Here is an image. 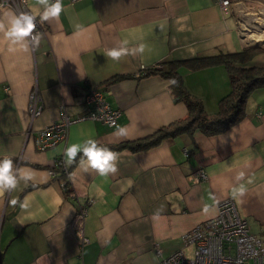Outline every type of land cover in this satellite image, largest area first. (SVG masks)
<instances>
[{"label":"crops","instance_id":"crops-1","mask_svg":"<svg viewBox=\"0 0 264 264\" xmlns=\"http://www.w3.org/2000/svg\"><path fill=\"white\" fill-rule=\"evenodd\" d=\"M62 4L58 19L41 22L43 6L25 0L40 26L36 48L23 51L17 46L10 51L0 33V159L11 158L16 168L32 176L0 194V264H154L178 249L191 255L194 247L184 244L183 234L214 217L217 205L233 198L238 183L247 191L233 198L235 206L249 232L264 239V86L249 93L244 116L223 132H181L143 151L119 147L188 115L171 78L160 72L139 73L167 68L173 61L235 53L262 41L264 34L257 39L252 29L247 28L248 35L241 29L249 26L250 17H262L252 9L264 10V0H231L227 13L216 0H62ZM12 12L18 14L0 4V19ZM121 41H127L130 52L140 45L144 51L112 61L105 53ZM251 64L264 67V52ZM177 70L187 93L207 115L215 114L231 89L227 68L215 64L191 69L180 63ZM88 87L101 90L120 110L117 124L74 122L62 141L38 150L35 135L59 119L61 108L70 118L87 111ZM33 89L42 109L31 119ZM119 128L126 135H117ZM88 138L117 155L118 171L106 177L94 170L84 172L78 167L80 153L77 162L66 167L71 178L62 176L63 150ZM201 167L206 178L195 182L190 175ZM240 173L244 179L238 182ZM12 199L18 200L15 206ZM25 199L29 207L21 209L19 202ZM81 206L86 208L85 243L71 227Z\"/></svg>","mask_w":264,"mask_h":264},{"label":"built area","instance_id":"built-area-1","mask_svg":"<svg viewBox=\"0 0 264 264\" xmlns=\"http://www.w3.org/2000/svg\"><path fill=\"white\" fill-rule=\"evenodd\" d=\"M216 3L223 13H227L231 7V0H216ZM0 4L15 8L18 14L28 12L25 0H0ZM244 28L247 30L246 26H243L242 30ZM37 31H40L38 22ZM144 73L145 71L139 74ZM40 100L37 89H33L29 94L31 119L41 113ZM84 103L87 111L75 118H70L61 108L57 121L38 130L34 137L36 148L45 150L62 141L67 134L68 126L84 119L96 120L109 127L117 124L120 110L112 107L105 100L101 90L88 87L85 91ZM62 171L68 172L66 167ZM49 173L54 175L53 170ZM190 178L198 182L206 178V173L201 167L196 169ZM64 187H66L65 183ZM85 214L86 208L81 206L71 222V227L79 236L81 243L88 240L82 228ZM182 239L185 245L194 247L191 255H186L182 249H178L154 264H264V239L249 232L246 221L240 216L231 197L217 205V213L214 217L197 224L189 232L184 233Z\"/></svg>","mask_w":264,"mask_h":264},{"label":"trees","instance_id":"trees-1","mask_svg":"<svg viewBox=\"0 0 264 264\" xmlns=\"http://www.w3.org/2000/svg\"><path fill=\"white\" fill-rule=\"evenodd\" d=\"M264 48L259 46H246L235 53H220L212 56L195 57L185 61L170 62L167 68H147L145 74L160 72L163 76L175 81L174 89L182 96L188 108V115L172 125L159 128L152 135L135 141L125 142L119 147L129 148L133 151H143L157 146L161 141L173 137L181 132L192 133L195 130L217 134L223 132L244 116V106L249 93L256 88L264 86V67L251 64L252 58ZM184 63L188 68L199 69L215 64L224 65L231 80L230 92L221 100L218 111L207 115L201 103L190 96L185 90L177 66ZM68 171H70L67 168ZM63 172V171H61ZM70 173V172H69ZM62 176H68L64 172Z\"/></svg>","mask_w":264,"mask_h":264},{"label":"clouds","instance_id":"clouds-1","mask_svg":"<svg viewBox=\"0 0 264 264\" xmlns=\"http://www.w3.org/2000/svg\"><path fill=\"white\" fill-rule=\"evenodd\" d=\"M37 3L43 6V11L39 14V20L49 21L51 19H58L63 11L62 0H37ZM80 26L77 25V28ZM163 27V25H161ZM0 33L9 42V50L14 51L17 46L23 51H29V48H36L40 44L41 33L37 31V16L30 12H15L7 13L4 18L0 19ZM127 41L108 49L105 55L112 61L120 62L124 57L130 54H136V51L143 53L144 45H140L135 51L130 52L126 47ZM175 83V81H173ZM117 135H126L124 128L117 130ZM80 156L78 167L84 172L94 170L100 176H108L118 171L117 169V155L107 147L100 146L97 140L88 138L83 143H71L63 150L65 167H71L77 162L78 154ZM71 173L69 178H71ZM32 176L23 173L20 169L14 166L13 160L7 156L0 159V194L4 192H11L18 187L21 180L28 182ZM244 179V173H240L236 180L239 182ZM251 183V180L248 181ZM247 189L243 183H238L232 189L233 198L243 197ZM10 203L15 206L18 200L12 199ZM21 209H27L29 203L27 199L19 202ZM203 211L207 213L209 206L205 205Z\"/></svg>","mask_w":264,"mask_h":264},{"label":"rangeland","instance_id":"rangeland-1","mask_svg":"<svg viewBox=\"0 0 264 264\" xmlns=\"http://www.w3.org/2000/svg\"><path fill=\"white\" fill-rule=\"evenodd\" d=\"M252 10H253L252 12H254V14H260L262 17H260V16L257 17V15H254V16L250 17L251 20L248 17H246L248 20H250V24L248 23L249 26L246 25V28L252 29L257 34V36H255V38H257L260 34H264V33H262V32H264V21H262V19H264V10H261V11L254 10V9H252ZM245 13L246 12H244V13L242 12V17L243 18H245ZM248 30L249 29L245 30V28H244V30L241 29V31L245 35H248L247 33H250ZM257 39H259V38H257ZM253 45L254 46H259L261 48H264V40H262V41H256V43L253 44Z\"/></svg>","mask_w":264,"mask_h":264},{"label":"bare ground","instance_id":"bare-ground-1","mask_svg":"<svg viewBox=\"0 0 264 264\" xmlns=\"http://www.w3.org/2000/svg\"><path fill=\"white\" fill-rule=\"evenodd\" d=\"M249 31V30H248ZM261 40H264V39H261Z\"/></svg>","mask_w":264,"mask_h":264}]
</instances>
